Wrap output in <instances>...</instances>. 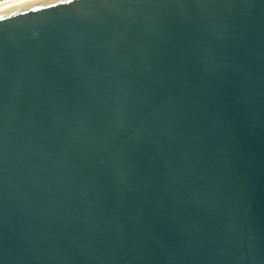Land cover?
<instances>
[{"label":"water","instance_id":"1","mask_svg":"<svg viewBox=\"0 0 264 264\" xmlns=\"http://www.w3.org/2000/svg\"><path fill=\"white\" fill-rule=\"evenodd\" d=\"M0 264H264V0L0 7Z\"/></svg>","mask_w":264,"mask_h":264},{"label":"bare ground","instance_id":"2","mask_svg":"<svg viewBox=\"0 0 264 264\" xmlns=\"http://www.w3.org/2000/svg\"><path fill=\"white\" fill-rule=\"evenodd\" d=\"M21 1H25V0H0V7L13 4V3H17V2H21Z\"/></svg>","mask_w":264,"mask_h":264}]
</instances>
